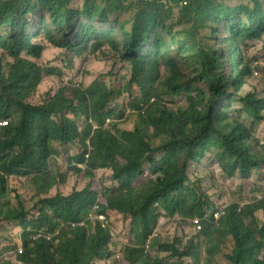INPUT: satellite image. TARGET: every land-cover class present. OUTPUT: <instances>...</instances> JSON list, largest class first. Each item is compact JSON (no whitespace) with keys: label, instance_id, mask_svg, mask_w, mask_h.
I'll return each mask as SVG.
<instances>
[{"label":"trees","instance_id":"16d2710c","mask_svg":"<svg viewBox=\"0 0 264 264\" xmlns=\"http://www.w3.org/2000/svg\"><path fill=\"white\" fill-rule=\"evenodd\" d=\"M81 1L74 8L76 0H0V123L8 122L0 126V264H97L118 255V264H264V145L240 121L242 112L264 121V72L259 64V76H251L257 59L247 53V43L264 36V0H186L180 9ZM49 49L68 56L69 69L89 55H110L127 75L109 74L113 85L101 78L85 88L68 85L54 59L43 65ZM49 77L58 90L34 103ZM121 98L145 113L135 114L131 129L108 128L126 111ZM237 101L241 109L230 113ZM87 141V169L68 168L85 183L66 192L70 178L59 166L50 173L49 161L82 163ZM208 157L222 176L251 186L254 198L219 201L216 191L224 187L215 191L199 169ZM101 171L110 185L99 212L130 220L116 257L110 229L73 223L96 202ZM10 178L29 182L30 208L20 195L16 205L6 201ZM160 217L193 233L152 237ZM6 223H18L21 237H7ZM63 223L69 229L58 244L35 239Z\"/></svg>","mask_w":264,"mask_h":264},{"label":"rangeland","instance_id":"374dc122","mask_svg":"<svg viewBox=\"0 0 264 264\" xmlns=\"http://www.w3.org/2000/svg\"><path fill=\"white\" fill-rule=\"evenodd\" d=\"M228 5H239L245 3L244 0H223ZM82 1L76 0L74 2V8H81ZM127 18V16H125ZM247 53L250 57L256 58L259 61L260 70L264 72V36L260 40L249 41L247 43ZM52 47V46H51ZM46 58L43 62V65L53 64L51 62H56V64L60 65L62 69H64L63 75V83L68 85L81 86L83 88L87 87L94 79L101 78L106 83L108 82L110 85H113L114 79L113 77H108L109 74L115 77H122L127 75V68L122 61L114 58L110 55L106 54H97L96 56L89 55L86 58L79 60L76 64V67L73 69L68 68V56L64 55L63 52L58 50L49 49L46 51ZM117 61V62H116ZM59 82L55 78H45L39 87V91L35 98L33 99L34 103L43 102V98L47 93H55L58 90ZM264 97V95H261ZM125 102L126 111L121 118H110L111 122L108 124V128L112 127L113 124H118L120 129H131L134 127L137 117L136 110L128 107V102L125 101L126 97L123 99ZM233 108L229 111L230 113L241 109V103L239 101L233 102ZM113 107L115 104L112 105ZM185 106V102L175 103L173 108L183 107ZM240 121L244 124L248 129H251L254 133V138L260 143L262 142L264 145V121L253 123L251 118L247 116L244 112L241 113ZM61 167L63 173H65L69 178V182L67 184L68 192L74 184L79 182V186L82 187L85 183V180L82 175H76L69 165L66 163V159L64 157H59L57 160L51 159L49 161V169L50 173H55L57 167ZM199 169L203 170L206 174V178L209 183H211L212 188L216 191V186L224 187V190L219 188V191H216V197H219V201H225L226 203H231L232 201H239L241 205H244L250 202L254 196L249 190L252 189L251 186L244 184L241 187V182L237 177H224L221 174L220 169L214 165L213 161L210 157L205 158ZM264 179V177H263ZM94 181L97 185L98 191H104V188L107 187V184L110 185L108 175L106 172L101 171L95 174ZM8 192L6 195V201H9L10 204L16 205L17 200L15 198L16 195H20L23 197V200L27 206L30 208L34 202L32 200V191L31 185L25 179H16L10 178L8 180ZM215 197V198H216ZM108 219L111 225V231L113 233L112 240L117 248L114 252L115 257L123 251L125 244L128 242L129 234H130V220L124 218L123 215H119L117 213L109 212L107 213ZM10 225V228H4L8 235L18 236L22 233L21 228L18 223H6ZM186 225V224H185ZM179 225L177 221L169 220L165 217H160L158 222V229L160 233L167 234L169 237H173L176 234H184L185 236L193 233V229L189 228V226ZM16 232V234H14ZM21 237V235H20ZM19 237V238H20ZM7 242V241H6ZM17 253V250L15 251ZM18 254V253H17ZM12 257H15V254H12ZM114 257V258H115ZM10 258V256H9ZM112 258V259H114ZM116 261L119 260V255L115 258L114 262L110 259L105 261H100L97 264H118Z\"/></svg>","mask_w":264,"mask_h":264},{"label":"clouds","instance_id":"9594fccd","mask_svg":"<svg viewBox=\"0 0 264 264\" xmlns=\"http://www.w3.org/2000/svg\"><path fill=\"white\" fill-rule=\"evenodd\" d=\"M141 1H143V0H141ZM143 2H145V1H143ZM145 3H149V2H145ZM151 4H155V3H151ZM157 5V4H156ZM167 7V6H166ZM257 63L256 65H254V63ZM254 63H253V65H252V67H251V76L253 77V78H257L258 76H259V72H258V70L257 69H255V67H257L258 65H259V61H255ZM257 72V76H253V72ZM263 84H264V76H263ZM145 110H146V108L144 107V106H142V108H141V110L138 112L137 111V114L138 113H142V114H144L145 113ZM6 122V121H5ZM3 123V122H2ZM6 123H8V122H6ZM91 123V122H90ZM1 124V123H0ZM109 124V121H107V124H106V126ZM7 125V124H6ZM1 126V125H0ZM1 127H3V126H1ZM97 127L95 126L94 127V129H96ZM87 145H88V149H87V152H86V154H85V156H84V161L82 162V163H73L72 165H69V167H74V168H77V169H79V170H81L82 172H84L86 169H87V166H88V163H89V159H90V154H91V151H92V148H91V145H90V143H89V141H87V143H86ZM88 156V157H87ZM83 176V175H82ZM105 188H104V191H98V194H97V200H96V202L94 203V205L92 206V208H91V210L89 211V213H88V216H87V218L86 219H84V220H81V221H78V222H73V223H75V225H76V228L77 227H79V228H87L88 226H90V225H93V226H96V225H100L102 228H104V229H110V231H111V225H110V221H109V219H108V216H107V214H103V213H100L99 212V209H100V201H101V196H102V194H104V192H105ZM95 206H97L98 208L95 210V212H94V207ZM91 214H94V215H97V216H103L104 218H105V221H100V220H97V219H93V218H91ZM221 215H224V214H222L221 213ZM219 218H220V216H218V218H217V221L219 220ZM82 222H84L85 223V225L84 226H79L78 224H80V223H82ZM69 223V222H68ZM195 223H196V221H195ZM62 229H69V227H68V224L67 223H63V224H61L59 227H57V229L53 232V233H48V232H44V233H46V234H56V233H58V235H57V237H56V239H54V240H48L45 236H42V237H40V238H46V240L47 241H52L54 244H58V242H59V236H60V232H61V230ZM31 230L30 229H27V232H30ZM24 231H22V233H23ZM40 232H42V231H38L37 233H36V235H35V239H38L36 236L40 233ZM155 232H157V234L156 235H154L155 234ZM21 233V234H22ZM158 234H160V232H159V229L157 228V229H155L154 230V232H153V234H152V237H156ZM111 236H113V233H112V231H111ZM34 239V238H33ZM55 240H57V243L55 242ZM112 242H113V240H112ZM20 247H22L23 248V251H24V246L22 245V244H20V246L18 247V249L20 248ZM18 249H17V253H18ZM23 253V252H22ZM19 254V253H18ZM20 255V254H19ZM4 258V256H0V261L2 260Z\"/></svg>","mask_w":264,"mask_h":264},{"label":"built area","instance_id":"2783aa9c","mask_svg":"<svg viewBox=\"0 0 264 264\" xmlns=\"http://www.w3.org/2000/svg\"><path fill=\"white\" fill-rule=\"evenodd\" d=\"M143 1L149 2V3L161 4V5H164V6H167V7H173V8H176V9H180V8L183 7V5H184L186 0H143ZM256 64L257 63L255 62L254 65H256ZM253 76H257V72L254 71L253 72ZM6 124H7L6 122H3L0 125L1 126H5ZM97 208H98L97 206L94 207V212H95V210ZM222 214H224V212H222ZM91 218H93L94 220L97 219V220H100V221H105V218L103 216H97V215H94V214H91ZM78 225L79 226H84L85 223L82 222V223H80ZM156 234H157V232H155L154 235H156ZM57 235H58V233H56V234H46L44 232H40L36 237L40 238L42 236H45L48 240H54V239H56ZM55 242L57 243V240H55ZM22 252H23V248L20 247L18 249V253L22 254Z\"/></svg>","mask_w":264,"mask_h":264}]
</instances>
